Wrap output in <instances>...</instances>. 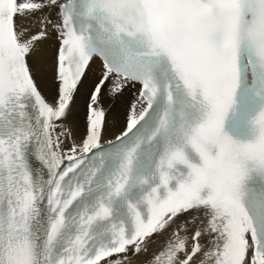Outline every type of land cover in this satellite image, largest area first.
<instances>
[{
    "label": "snow or ice",
    "instance_id": "obj_1",
    "mask_svg": "<svg viewBox=\"0 0 264 264\" xmlns=\"http://www.w3.org/2000/svg\"><path fill=\"white\" fill-rule=\"evenodd\" d=\"M0 264H264V0H0Z\"/></svg>",
    "mask_w": 264,
    "mask_h": 264
},
{
    "label": "bare ground",
    "instance_id": "obj_2",
    "mask_svg": "<svg viewBox=\"0 0 264 264\" xmlns=\"http://www.w3.org/2000/svg\"><path fill=\"white\" fill-rule=\"evenodd\" d=\"M83 102H84V96L83 95L78 96L77 97L76 107H75V110H74V113H73L74 116L80 114Z\"/></svg>",
    "mask_w": 264,
    "mask_h": 264
}]
</instances>
